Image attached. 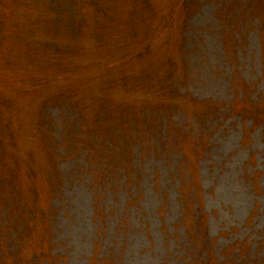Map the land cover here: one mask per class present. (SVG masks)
Wrapping results in <instances>:
<instances>
[{
	"label": "rangeland",
	"instance_id": "1",
	"mask_svg": "<svg viewBox=\"0 0 264 264\" xmlns=\"http://www.w3.org/2000/svg\"><path fill=\"white\" fill-rule=\"evenodd\" d=\"M263 2L0 0V264H264Z\"/></svg>",
	"mask_w": 264,
	"mask_h": 264
},
{
	"label": "trees",
	"instance_id": "2",
	"mask_svg": "<svg viewBox=\"0 0 264 264\" xmlns=\"http://www.w3.org/2000/svg\"><path fill=\"white\" fill-rule=\"evenodd\" d=\"M264 1V0H263ZM263 10H264V2H263ZM5 202V201H4ZM4 202L0 203V215L2 219H16L18 224H21L24 227V236H20L19 240H21L22 238H24L23 241H27L28 237L32 236L31 233V226L29 224L28 221L23 220L22 218H17L18 213L16 212L15 209L16 206L13 202H10L9 207L8 208H4ZM39 208H36L35 211L32 212V214L30 215V218L32 220H34L35 218L39 217L40 220H43V222H45L46 226H47V231L45 233V235L41 236L39 241L42 243H45L46 246H51L52 245V235L50 233L51 230V223L49 222L50 220L47 219V214H45V210L44 208L38 206ZM49 220V221H48ZM17 236V234H16ZM16 236H15V241H16ZM23 241L21 242V247L23 245ZM17 252H19V248L16 245V250L15 252H11L10 253V257L12 260H15ZM1 257V255H0ZM27 264H54L53 258L50 255V251L48 249L46 250H38L37 252H34L31 254L28 263Z\"/></svg>",
	"mask_w": 264,
	"mask_h": 264
}]
</instances>
